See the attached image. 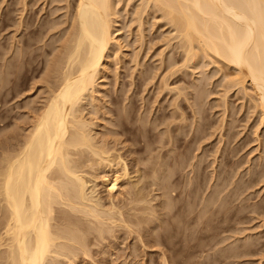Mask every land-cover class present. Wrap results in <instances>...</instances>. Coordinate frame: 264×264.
<instances>
[{
  "label": "rangeland",
  "instance_id": "374dc122",
  "mask_svg": "<svg viewBox=\"0 0 264 264\" xmlns=\"http://www.w3.org/2000/svg\"><path fill=\"white\" fill-rule=\"evenodd\" d=\"M26 1L29 6L25 4L24 0H0V79H2L0 81V140L1 138L5 140L12 134L13 139L16 133L17 138H22L30 130L31 124L36 119L35 116L49 94L51 72L48 71L51 70H49L48 64L50 62L49 65L52 64V58L60 50L59 47H61L64 38L61 37L71 26V17L68 18L69 13L74 10L72 6L71 8L67 6V0H56L58 2L38 0L35 5H30L29 0ZM142 2L144 0H116V4H118L116 9L120 14L118 16L119 25L117 24L118 26L115 27L119 30L115 32V35L120 39L118 44L116 43L110 50L105 72L98 80L99 89L92 98L95 101L87 100L84 103L86 107L83 106L84 109L82 108L81 111L82 116H85L89 123H94L95 131H99L95 136L96 139L98 137V141L103 143L101 145H108V148L105 147L109 150L112 147V150L117 147L116 153L115 150H110L111 155L115 153V156H112L118 157L117 155L120 154L123 158H127L126 161L130 164V175L120 179L121 186H124L118 188L117 196L114 198L116 200L113 199L114 202L120 207H124V218L126 219L129 211L131 213L129 216L141 214L127 219L131 225L134 222L136 228L128 223L125 224L126 221L119 220L117 223L121 222V225H125L120 228V223L117 224L114 231L111 230L115 234L111 231L107 232L105 240L95 242L91 239L94 236L89 235V241L91 239L95 242L91 244V248H93L91 252H94L91 253V256L84 258L80 254L81 256L78 257V259H82L80 264H264V122H261L260 109H254L255 103L251 97L254 95L252 83L248 81L245 89L241 83V86L236 84L233 88L234 81L238 78L237 82L243 79L235 67L228 64L226 66L225 62L221 60L218 63V59L211 60V57L208 58L206 55H203L205 59L201 55L200 60L199 57L195 61L190 60L192 58L186 56L184 40L182 42L180 39L182 36H178V31L173 26L174 23L170 24L169 20L166 21L164 12L157 11V8L155 11L152 7L151 11L148 8L149 10L146 12L149 14L145 13L143 6L146 8V4L143 3L145 4L143 5ZM23 4L30 9L34 8L35 16L32 21L35 23L33 22L29 29L25 28L26 26H21V21L27 15ZM65 9L70 12L67 13ZM136 11H140V13L144 11L145 15H139V12L137 14ZM138 18L139 20H137ZM45 19L53 20L55 26L58 25L52 28V33L46 34V38H42L43 41L42 39H33V45L30 48L24 47L29 30L34 29V26L37 29L40 22ZM54 28L57 29L54 30ZM59 31L61 32L59 33ZM25 53L26 57H31L30 60L27 62L20 60L13 66V60L15 63L18 55ZM187 57L190 58L191 64L186 60ZM13 70H17V72L13 73ZM235 78L237 79L235 80ZM231 80L234 81L231 82ZM196 85L199 88H196ZM201 92L203 93L201 94ZM195 100L197 104H200L197 105ZM197 109H201L202 113H199V110L196 111ZM114 131L115 133H113ZM171 133L178 135L174 142H172ZM118 138L119 140H117ZM168 140L171 142L169 143ZM164 143L166 144L164 145ZM130 146L138 147L140 152L131 153L130 151V154L127 149L131 148ZM169 146L171 147L169 148ZM134 155L142 158L141 162L143 163H138L137 167L133 163ZM161 156L165 158L162 159ZM143 159L145 160L143 161ZM154 159L156 161L159 159L158 167L164 164V169L159 167L158 171L162 174L166 171L164 173L167 175L166 179H169L168 170H170L168 171L169 175L172 173V177L177 178L178 181L175 180L177 183H174V188L177 190L175 192H178L175 194L176 196L168 197V194L164 195L163 190L157 189L156 185L152 186L153 173L151 174V172L154 169ZM161 159L163 163L160 161ZM166 161L169 164H166ZM178 161H183V163L185 161L184 164L188 166L184 165L182 168ZM138 167L142 169V172L138 171ZM101 168L97 166L96 170H89L91 169L89 168L90 174L87 173L86 178L91 180L90 186L95 190L94 195L102 199L101 202L108 207L111 206L108 205L111 202L110 193L107 192L102 181V174L104 171H108V168L105 170ZM119 168L122 172L120 164L114 166V170H119ZM160 168L162 169L160 170ZM144 176L148 178L146 179ZM131 189L134 192H141V195L144 193L143 201H140L143 204L135 203L138 209L140 207L139 210L135 209L134 202H130L134 195L130 194ZM181 190L184 191V194ZM141 195L139 194L140 197H142ZM166 199L169 200L168 204ZM145 200H149L148 203H144ZM221 202H223L222 205ZM141 207L144 209L143 211H141ZM163 207L165 210L162 209ZM169 207L172 208L171 212L165 213V211L169 212L167 210ZM123 209H121L122 212ZM131 209L137 214H134ZM174 213L177 214L174 215ZM140 216L143 221H139ZM185 217L187 219L189 217V219L186 220ZM191 219L194 220L190 224ZM132 220L133 222H131ZM200 221L202 222L200 223ZM126 225L134 229L129 228L131 230H128ZM202 226L203 228H201ZM146 230L147 232H145ZM140 231L141 234H139ZM183 231L185 232L183 233ZM240 254L242 255L239 256Z\"/></svg>",
  "mask_w": 264,
  "mask_h": 264
},
{
  "label": "bare ground",
  "instance_id": "6f19581e",
  "mask_svg": "<svg viewBox=\"0 0 264 264\" xmlns=\"http://www.w3.org/2000/svg\"><path fill=\"white\" fill-rule=\"evenodd\" d=\"M24 1H25V4L28 5V2L26 0ZM37 2L38 0H29V3H31L30 5H35ZM66 2H68L67 3L68 7L71 8L72 6V8L74 9L72 10L73 12L72 11L70 12L65 9L67 13L70 12L69 14L71 16L70 15L69 16L67 15V16L68 18L71 17L70 18L71 26L69 29L67 28L68 30L66 29L67 30L65 32L66 34L64 33L65 35L61 37V38L64 37L63 43H61L62 45L61 47H59L60 50L58 49L59 52L58 51H57L58 53L56 52L57 55L54 58H52V64L49 65L51 62L49 64L47 62L50 69L48 67L47 68L51 70V71H48V72H51L50 80H49L51 81V84L48 87L50 89H48L49 94L46 96L47 97L46 101L44 102V104L42 103L43 106L40 108V111L38 112V114L36 113L37 114L35 116L36 119L34 122L32 121L33 123L31 124L30 130L28 129L29 131L27 134L23 135L22 138L20 137L17 138V133H16V135L13 137V139L14 138L16 139L15 141L12 139L13 134L11 136L8 134L9 137L5 138V140L4 139L2 140V138L0 140V264H63V263L80 264V262L82 261V259H78L80 254L84 258L85 256H91V253L94 252V251L91 252V250L93 249L91 248L92 247L91 244L94 241L99 242L102 239L105 240L107 238V236H105L107 235L106 233L113 230L115 226L117 227L118 226L117 224L120 223L119 227L122 225H125L126 223L130 224L128 222L129 220L127 221V219H129V217L131 218L132 216L140 215L141 214L140 212L144 210L142 206L141 207L142 210L139 212L140 214L138 215L132 214V216H129V213H130L129 211V213H127L128 215L127 219L124 218L125 217L124 209H123L124 207L122 208V206L120 207L118 204H116V202H114V200L116 199L114 198L115 196H117L116 192L118 191V188L121 186L120 179H122L123 177H126L127 175H130V169H129L130 164L128 163V161H126L127 158L126 159L123 158L120 154L119 155L116 154L118 157H113L115 156V153H116L115 149L117 147L112 150L113 147L111 148L109 146V148H111L110 149L111 151L115 150V153L113 152L114 155L112 154L113 155L112 156L110 153V150L107 149L108 145L107 146L101 145L103 143H101L100 140L98 141L97 140L98 137L96 139V136H95L96 132H99V131H95V128L93 127L94 123H89L88 120L85 118V116H82L83 114H81V111L84 109L83 106L86 107L84 103L90 99H91L90 101L94 100V99L92 100V98H94V96L96 95L95 93L99 89L98 80L100 77H102L101 76L102 73L105 72L104 69L107 64V58L110 54V50H112V47L120 39V38L118 39L115 35L116 34L115 32L119 30L115 28L116 26L119 25L118 16L120 12L116 9V6L119 4L118 3L119 1H117L118 4H116V0H67ZM143 3L146 4V8L145 6H143L145 5ZM142 4L141 5L144 7L145 13L148 12L147 11L149 10L148 8H150V11L152 8H154V11L157 8L158 9L157 11L161 10V12H164V15L167 18L166 21L169 20L170 24L174 23L173 26L176 27L175 29H177L178 32L176 30L175 31L179 34L178 35L179 37L182 36L180 38L182 42L184 40L183 46L185 47L186 56H189L190 58H192V59L189 58L190 60L195 61V59H198V57L200 60L202 57L206 55V57L208 56V58L211 57L210 58L211 60L218 59V63L221 60L222 62H225L226 66L228 64L229 66H232L233 68L235 67L237 69V73L243 79L241 78L242 80L240 79L241 81H238V82H237V80H239L238 77H237L238 79L235 78V80L237 79L236 81L231 80V82L234 81L233 88L236 84L241 83L245 89L246 83L248 81H251L252 86L254 88V91H253L254 95H251L253 99L252 101L255 103L254 109L256 110L257 108L260 109V112L262 115L261 122H264V0H144ZM26 5H24L25 7L23 9L27 11V15L24 20L22 19L23 20L21 21L22 24L21 22L19 23L21 24V26L22 25L26 26L25 28L29 29L33 25L34 21H32V18L35 15L33 13L34 8L30 9L28 8L29 5L28 6ZM138 12H139V15L140 14L145 15L144 11H143L144 14L142 12L140 13V11H136L137 14ZM70 20L68 19L69 22ZM137 20H139V18ZM141 22L142 20L140 21V23ZM57 25L58 24H56V26ZM54 26L55 24L53 20L51 21L48 19L42 20V22H40V24L37 26V29H35L36 27L34 26L33 27L34 29L29 30V32L27 33V40H26L24 47H26L27 49L30 48L31 45H33L32 44L33 39L38 40L44 37L46 38V34H49L50 32L52 33L51 30ZM56 29L54 28V30ZM60 32L61 31H59V33ZM53 35L54 33L52 34V36ZM24 47H21V48H24ZM30 56H31V53H30ZM170 57L169 59H171ZM30 58L26 57V53L22 55L20 54L15 59V63L13 60V66L19 63L20 60L27 62L30 60ZM189 59L187 57L186 60L190 63ZM212 62H215V61H212ZM15 72H17V70L14 71L13 73ZM1 80L2 79H0V81ZM196 88H199V87H197L196 85ZM200 91H201V88H200ZM202 93L203 92H201V94ZM197 98L199 99L200 97L198 96ZM196 104H197V101H196ZM199 104L200 103H198L197 105ZM198 110L199 109H197L196 111ZM121 112L123 113V111ZM199 113H202V112L200 111ZM179 115L181 117V114ZM182 115L184 114L182 113ZM184 117H182L183 120H184ZM172 122H175V121H172ZM177 128L179 129V127ZM113 133H115V131ZM177 137L178 135L172 134L171 135V139L173 138L172 142H174V139H176ZM117 140H119V138ZM170 140H168L169 143L171 142ZM107 143L108 141L106 142V144ZM165 144L166 143H164V145ZM171 146H169V148ZM130 147L131 148H127L129 149V153L130 151L131 153L140 152L138 151L139 149L138 147L136 148L135 147L133 148L132 146ZM173 151H175V149ZM162 156L160 158H162ZM164 158L165 157H163L162 159ZM141 159L142 158H139L137 156L135 157L134 155L133 163L136 165V167L138 163L140 164L143 163L141 162L142 161ZM156 159H157V156H156ZM162 159L160 160L161 162H162ZM144 160L145 159H143V161ZM158 161L159 159L157 161L156 160L153 161L154 164L156 165L154 167V164H153L154 169H153V172H151V174L153 173V176H152L153 181L151 180L152 186L156 185L157 189L161 191L163 190L164 195L168 194V197H171V195L173 196L175 194H178V192H175L177 190L174 188V185H175L174 183L178 181L177 178L174 179L172 177L173 176L172 173L171 175H169L170 173H168V171L170 170H168L167 174H168L169 179H166L165 177L167 175L164 174L166 173V171L164 172L162 170L164 172L163 174L160 173V171H158L159 167L163 168L164 164H162L163 162L162 163L160 162L162 166L158 167V163H159ZM165 163L167 164L168 162L166 161ZM184 163L183 161H178V164L182 168L184 167V165H186ZM119 164L121 165L122 172H120V168L119 170H114V166L116 165L118 166ZM96 166L98 168L102 167L104 168V170L105 168H108V171H104V173L102 174V178H103L102 181H103L104 186L108 190L107 192L110 193L109 199L111 200V202L108 205H111V206H108V207L107 205L105 206L104 203L101 202L102 199L94 195L95 190L91 188L90 186L91 180L86 178L87 173H89V170H92V169L96 170ZM162 168H160V170ZM101 169H98V170H101ZM151 169L152 168L150 167V170ZM141 170L142 169L140 168L138 169L139 172H142ZM165 170L167 169L165 168ZM194 171L195 169L193 170V172ZM145 172L147 171L145 170ZM171 183H173V185H171ZM151 184H150V187H152ZM191 186H192V183H191ZM236 186L238 187V185ZM156 190H154V192H156ZM130 191H127V192H130V194L132 195L134 194L132 198L130 196L131 198L130 202L132 203L134 202L135 204L136 202L143 201L144 196L142 195L144 193H142L141 195L140 191H139L140 193H138L137 191L134 192L133 189H131ZM139 194L142 197H140ZM183 194H184V191H183ZM149 198L151 199V197ZM145 201L144 203H148V201L146 202ZM168 201L169 200H167V204L169 203ZM106 202L108 203V200ZM132 203H131V206H132ZM222 203L223 202H221V205ZM162 204L163 203H161V205ZM137 207L138 206L135 204V209H138ZM131 208L134 211H136L133 207ZM121 209H123V212ZM132 209L131 211L133 212ZM162 209L165 210L164 207ZM171 209L172 208L169 207V209H167L169 212L165 211V213L169 214L171 212ZM116 213L120 217H117L118 215ZM133 213L137 214V212H133ZM159 213L161 212L159 211ZM175 214L177 213H174V215ZM142 216L139 217V221H143L140 219ZM185 219L188 220L189 217L188 219L185 217ZM119 220L123 222L126 221V222L125 224L121 225V222L117 223V221ZM193 220L191 219L190 224ZM131 222H133V220ZM201 222L202 221H200V223ZM132 224L133 225L131 224L130 225L135 227L134 222ZM126 226L128 227V225ZM131 226L128 227V230L132 229ZM201 228H203V226ZM205 229H206V226L204 227V230ZM129 232L131 233V231ZM145 232H147V230ZM184 232L185 231H183V233ZM139 234H141V231ZM89 235L94 236L93 238H91L94 241H91V239L89 241L88 239ZM143 243H144V239H143ZM163 254L164 253L162 252V255ZM241 255L242 254H240L239 256ZM120 257L122 258V256ZM120 257L118 258L120 259ZM163 262L165 263L164 260Z\"/></svg>",
  "mask_w": 264,
  "mask_h": 264
}]
</instances>
